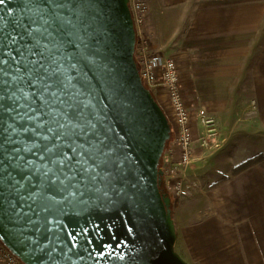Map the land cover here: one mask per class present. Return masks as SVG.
<instances>
[{"label":"water","instance_id":"water-1","mask_svg":"<svg viewBox=\"0 0 264 264\" xmlns=\"http://www.w3.org/2000/svg\"><path fill=\"white\" fill-rule=\"evenodd\" d=\"M130 1L0 5V238L25 264H191Z\"/></svg>","mask_w":264,"mask_h":264},{"label":"crops","instance_id":"crops-1","mask_svg":"<svg viewBox=\"0 0 264 264\" xmlns=\"http://www.w3.org/2000/svg\"><path fill=\"white\" fill-rule=\"evenodd\" d=\"M145 1L151 48L176 59L192 114L196 159L184 195L175 197L183 204L192 176L210 174V157L230 160L228 149L264 133V0ZM153 93L172 116L167 91ZM201 114L216 117L221 130L215 155H201ZM236 165L210 180L176 220L180 253L191 264H264V160L232 176Z\"/></svg>","mask_w":264,"mask_h":264},{"label":"built area","instance_id":"built-area-1","mask_svg":"<svg viewBox=\"0 0 264 264\" xmlns=\"http://www.w3.org/2000/svg\"><path fill=\"white\" fill-rule=\"evenodd\" d=\"M137 34L135 57L140 65V73L147 87L154 90L164 88L167 91L172 107L175 126L161 159L166 186L176 198L185 193V180L189 168L196 159V146L192 114L186 103L182 90L180 69L176 59L163 52H155L145 29V18L149 9L144 0L131 3ZM200 123L203 127L200 145L202 149H218L221 130L216 117L201 114ZM0 264H25L0 238Z\"/></svg>","mask_w":264,"mask_h":264},{"label":"rangeland","instance_id":"rangeland-1","mask_svg":"<svg viewBox=\"0 0 264 264\" xmlns=\"http://www.w3.org/2000/svg\"><path fill=\"white\" fill-rule=\"evenodd\" d=\"M134 1H137V0H131L130 3L134 2ZM168 117H169V120H170V123L172 126V132H173L175 122L173 121L172 116L168 115ZM200 150L202 153L201 155H203V153H205L204 155H208L210 153L212 155H215L217 152V151L215 152V150H217L215 148L208 150V152H204L205 149H200ZM228 150H229V153H231V159L230 160L224 159L221 157V159L216 163L215 161L213 162V160L210 157L211 161H210V163H208V169H210V171H211V172H209L210 174H208L206 172L207 175H204L206 173H204L203 171L201 172V170H200V172L197 171L195 173V175L192 176V181H190V183L192 182L191 193L189 195L190 197H188L186 200H184L183 204H181V203L179 204L180 199H178V198L177 199L179 201H176L174 194L170 191V187L167 184L166 187L169 190V194L175 202L172 205L173 215L175 217V222H176V220L179 221V219L181 217L180 214H181V211L183 210L182 207L184 208L185 206L186 207H193L194 206V204H195L194 200L196 199V197L199 196V194H201V191H206L208 182L210 180L218 179L219 177L223 176L226 173L228 168L231 169V166H233L234 164L240 163L243 159L254 156L257 152H260V151H262L264 153V133L261 132V134H258L256 136V141L255 140L252 142L242 141L236 147H232ZM212 172L214 174H212V177H211ZM176 249L180 253V247L178 244V239H177V243H176Z\"/></svg>","mask_w":264,"mask_h":264},{"label":"trees","instance_id":"trees-1","mask_svg":"<svg viewBox=\"0 0 264 264\" xmlns=\"http://www.w3.org/2000/svg\"><path fill=\"white\" fill-rule=\"evenodd\" d=\"M131 5V3H130ZM137 60V58H136ZM139 65V63H138ZM140 67V65H139ZM152 90V89H151ZM153 92V90H152ZM264 160V153L263 152H260L258 154H255L254 156H251V157H248L247 159H245L244 161L240 162L239 164H237L233 170H232V176H235L237 174H239L241 171L245 170L246 168H249L257 163H259L260 161ZM229 177H224L216 182H214L213 184H211L210 186L211 187H215L217 185H220L222 183H224ZM161 189L163 192H166L169 194V190L167 189L166 187V181L163 177L162 181H161ZM173 199H172V203H173ZM173 205V204H172ZM174 217V215H173Z\"/></svg>","mask_w":264,"mask_h":264},{"label":"snow or ice","instance_id":"snow-or-ice-1","mask_svg":"<svg viewBox=\"0 0 264 264\" xmlns=\"http://www.w3.org/2000/svg\"><path fill=\"white\" fill-rule=\"evenodd\" d=\"M5 2V0H0V5H2L3 3ZM0 33H3L2 31H0ZM2 37H3V35H2ZM3 42V40L2 39H0V43H2ZM13 42H15L14 40H13ZM4 62L3 61H0V64H3ZM3 73L2 72H0V75H2Z\"/></svg>","mask_w":264,"mask_h":264}]
</instances>
